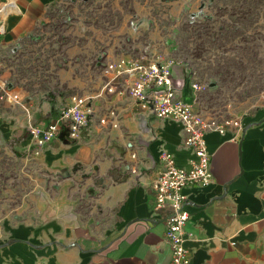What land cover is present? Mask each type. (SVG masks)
Listing matches in <instances>:
<instances>
[{
    "label": "crops",
    "instance_id": "1",
    "mask_svg": "<svg viewBox=\"0 0 264 264\" xmlns=\"http://www.w3.org/2000/svg\"><path fill=\"white\" fill-rule=\"evenodd\" d=\"M65 1L0 0V45L20 46ZM177 64L179 96L192 102L200 90L186 65ZM130 82L125 78L122 86ZM96 91L80 138L63 129L66 139L60 134L43 148L40 157L61 179L39 192L37 217L6 220L0 264H172L168 209L156 210L153 183L163 150L182 167L196 156L181 146L180 124L158 119L127 91ZM110 107L118 110L117 128L100 122ZM58 113L50 103L34 124L46 125ZM241 120L237 139L233 128L206 135L213 180L185 189L191 264H264V108ZM30 141L28 131L17 144L29 150Z\"/></svg>",
    "mask_w": 264,
    "mask_h": 264
},
{
    "label": "rangeland",
    "instance_id": "2",
    "mask_svg": "<svg viewBox=\"0 0 264 264\" xmlns=\"http://www.w3.org/2000/svg\"><path fill=\"white\" fill-rule=\"evenodd\" d=\"M30 36L17 51L0 45V80L28 108L0 98V238L6 220L37 217L39 192L61 179L17 140L50 103L96 93L101 60L172 61L175 74L183 63L202 85L196 108L219 119L264 108V0H66Z\"/></svg>",
    "mask_w": 264,
    "mask_h": 264
},
{
    "label": "built area",
    "instance_id": "3",
    "mask_svg": "<svg viewBox=\"0 0 264 264\" xmlns=\"http://www.w3.org/2000/svg\"><path fill=\"white\" fill-rule=\"evenodd\" d=\"M19 47L18 44L13 46V51H17ZM99 64L102 69L100 94H122L127 91L142 109L150 111L158 119L180 124L183 131L181 146L196 156L189 167H182L176 163L171 152L163 150L160 154L162 169L153 183L156 210L168 209L165 219L166 236L172 250V264H191L190 251L186 246V225L190 214L186 209L185 189L195 185L204 187L213 180L206 135L214 131L225 134L233 128L236 131L234 139H237L243 131V122L240 118L219 119L202 113L196 108L197 96L192 102L181 98V82L174 77L172 61H146L122 55L101 60ZM125 78L131 82L123 87ZM192 87L195 91L202 89V85L195 81L192 82ZM0 95L1 99L10 104L20 105L28 110L21 94L9 81L0 80ZM94 101V94L73 95L50 123L30 124L28 131L31 153L40 155L43 148L53 142L63 129L67 130L70 138H80L94 113ZM119 121L118 110L114 107L108 108L100 119L102 124L113 128L119 127ZM132 156L136 158L135 153Z\"/></svg>",
    "mask_w": 264,
    "mask_h": 264
},
{
    "label": "water",
    "instance_id": "4",
    "mask_svg": "<svg viewBox=\"0 0 264 264\" xmlns=\"http://www.w3.org/2000/svg\"><path fill=\"white\" fill-rule=\"evenodd\" d=\"M119 177H120V174H119L118 170L115 169V170H114V179H115V180H118Z\"/></svg>",
    "mask_w": 264,
    "mask_h": 264
},
{
    "label": "trees",
    "instance_id": "5",
    "mask_svg": "<svg viewBox=\"0 0 264 264\" xmlns=\"http://www.w3.org/2000/svg\"><path fill=\"white\" fill-rule=\"evenodd\" d=\"M68 101V100H67ZM67 103V102H66ZM65 103V104H66ZM61 109V108H60ZM60 109H59V111H60ZM54 110V108L52 109V111ZM61 137H64V139H66V136H65V132H63L62 134H61Z\"/></svg>",
    "mask_w": 264,
    "mask_h": 264
}]
</instances>
